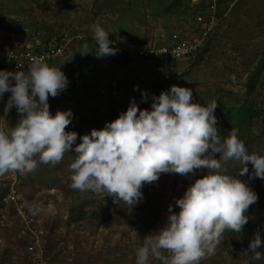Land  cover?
<instances>
[{
  "label": "rangeland",
  "instance_id": "obj_1",
  "mask_svg": "<svg viewBox=\"0 0 264 264\" xmlns=\"http://www.w3.org/2000/svg\"><path fill=\"white\" fill-rule=\"evenodd\" d=\"M199 14L204 18L213 15L217 24L208 38V51L193 68L192 62L203 48L194 58L180 62L138 54L169 44L173 34L198 36L200 25L194 21ZM94 25L109 33L115 55L96 57ZM12 36L20 42L56 38L64 44L62 54L48 65L60 68L67 86L56 97H48L49 111L55 115L70 110L71 122L65 130L72 132L71 125L78 131L61 162L39 163L35 171L23 175L9 172L0 176V193L4 194L0 201V264H136V249L143 244L140 226L148 231L160 229L169 205L178 212L175 200L208 170L186 176L162 173L156 182L143 186V198L130 207L114 203L107 195L73 190L69 165L80 137L89 135L79 121L98 112L123 113L131 101L137 107L153 102L155 83L173 74H183L179 84L192 91L193 103L221 102L223 109L242 104L247 75L264 52V0H0L2 52L13 47ZM85 44L93 53L82 56L79 51ZM0 70L11 71L1 55ZM10 95L5 92L0 97V117L4 119H0V128L5 131L20 119L15 106L4 113ZM247 100L264 107V74ZM217 131L222 141L228 135ZM242 141L249 154L264 155V126L259 119L252 122ZM214 158L219 159L220 154ZM241 167L238 161H229L224 174L236 176L258 199L245 213L248 222L242 230H226L215 254L201 264H264V259H252L250 251L231 241L232 234L246 240L258 233L264 242V180L253 175L250 162L248 174L239 175ZM167 199L170 202L154 227V209ZM71 209L81 210L84 217L73 221ZM261 248L257 251L264 254ZM164 255L170 257L167 252ZM148 264L163 262L150 256Z\"/></svg>",
  "mask_w": 264,
  "mask_h": 264
},
{
  "label": "clouds",
  "instance_id": "obj_2",
  "mask_svg": "<svg viewBox=\"0 0 264 264\" xmlns=\"http://www.w3.org/2000/svg\"><path fill=\"white\" fill-rule=\"evenodd\" d=\"M92 31L96 57L115 55L109 33L99 25ZM79 52L93 53L87 44ZM66 86L60 68L49 66L42 57H31L27 72L0 70V97L11 93L4 113L15 106L20 114L14 127L0 128V176L27 174L39 163L55 165L72 149L77 133L65 130L71 111L52 115L48 104V97H56ZM217 107L215 101L207 106L193 103L190 89L172 85L153 97L150 111L131 101L118 118L83 135L75 145L70 187L110 196L127 207L137 204L143 186L156 182L162 173L186 176L208 170L175 200L179 211L169 205L165 224L145 236L136 249V264H148L150 256L163 264H201L215 254L226 230L239 233L248 222L245 213L258 197L236 176L224 174V165L238 161L242 165L238 174L243 176L250 162L253 175L264 180V155L249 154L238 129H231L221 140L215 127ZM216 153L219 159L214 158ZM261 247L264 242L257 233L248 245L252 259H264L257 251Z\"/></svg>",
  "mask_w": 264,
  "mask_h": 264
},
{
  "label": "trees",
  "instance_id": "obj_3",
  "mask_svg": "<svg viewBox=\"0 0 264 264\" xmlns=\"http://www.w3.org/2000/svg\"><path fill=\"white\" fill-rule=\"evenodd\" d=\"M209 44L210 40L205 43L200 55L193 60L190 66L191 68L200 63L202 55L208 51ZM262 74H264V52H262V54L260 55V58L255 64L252 71H250L247 75L246 83L244 85L245 100L243 101V103L238 106L228 107L227 109H223L221 102L218 104V107L216 108L214 114L217 121L215 125L217 130L228 133L231 129H238V137L242 140V138L250 132L251 125L254 120L259 119L261 121V124L264 126V107L258 106L253 101L247 100V98L254 95ZM182 75L183 74H173L157 81L154 86V96L158 97L161 91L169 90L172 85L181 87L179 84V80L181 79ZM152 103L153 102L145 103L138 108L141 110L150 111ZM120 114V112H98L88 117L81 118L79 124L83 125L86 133L90 135L93 129L100 130L104 128L107 123L114 121ZM70 128L72 132H76V130L78 131L77 126L74 127L70 125ZM3 197L4 194L0 193V201L3 199ZM169 202L170 200L167 199L162 205L154 209V213L152 215V218H154L152 225L154 227L158 225V221L162 216V213L166 210ZM70 215L72 216L73 221H80L85 214H83L81 210L71 209ZM92 216L95 217L98 221H101V216L99 214L93 213ZM133 224H135V222ZM154 231H148V229L140 226V228L138 229V233L142 242L144 241L146 235L152 234V232ZM261 234L264 237V229L262 230ZM232 235L233 238L231 241L234 246H238L239 248L248 250V245L252 239L242 240L237 235ZM261 249L262 248H258L257 250Z\"/></svg>",
  "mask_w": 264,
  "mask_h": 264
},
{
  "label": "built area",
  "instance_id": "obj_4",
  "mask_svg": "<svg viewBox=\"0 0 264 264\" xmlns=\"http://www.w3.org/2000/svg\"><path fill=\"white\" fill-rule=\"evenodd\" d=\"M211 8L213 9V7ZM194 23L200 25L198 36L173 34L170 37L169 44L148 51H140L138 54H145V56L154 55V57L156 56L163 60L176 62L194 58L209 40L208 38L217 22H215L213 15L204 18V15L199 14L196 16ZM11 42L13 47L7 49L6 52H2L0 46V55L9 62L11 72H27L30 58L33 56L42 57L49 64L54 58L62 54L64 46L56 38H46L43 42L38 40L35 42H29L27 40L20 42L12 36ZM18 64H22L23 67L19 68Z\"/></svg>",
  "mask_w": 264,
  "mask_h": 264
}]
</instances>
